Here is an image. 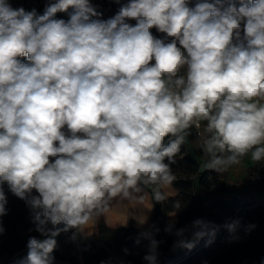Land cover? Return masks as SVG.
<instances>
[{
	"label": "clouds",
	"instance_id": "1",
	"mask_svg": "<svg viewBox=\"0 0 264 264\" xmlns=\"http://www.w3.org/2000/svg\"><path fill=\"white\" fill-rule=\"evenodd\" d=\"M111 2L101 19L93 0H46L42 14L0 0V218L6 184L39 233L14 264H55L56 237L87 238L114 206L144 217L136 243L157 264L149 213L177 192L172 165L193 130L205 170L264 164V0ZM176 215L164 229L174 249L221 227L176 228Z\"/></svg>",
	"mask_w": 264,
	"mask_h": 264
},
{
	"label": "trees",
	"instance_id": "2",
	"mask_svg": "<svg viewBox=\"0 0 264 264\" xmlns=\"http://www.w3.org/2000/svg\"><path fill=\"white\" fill-rule=\"evenodd\" d=\"M45 4L46 0H41L40 14ZM95 5L102 12L101 19L111 18L120 7L111 0H102ZM57 15L58 18L67 19L66 13ZM153 32L159 35L155 30ZM182 152L183 159L177 158V163L172 165L177 176L173 186L179 193L163 204H155L152 212V223L160 229L155 235V239L160 241L157 264H168L186 250L173 248L177 239L174 235L169 234L167 240L163 238L167 227L163 220L170 211L177 212L176 228L189 225L196 219L221 226L211 243H208L210 238L206 236L204 241L195 244L175 264H264V205L255 201L249 193L226 195L228 185L214 170L201 168L186 145ZM3 187L8 203L7 214L0 218L4 228L0 234V264H14L16 259L26 255L29 236L39 237V233L29 231L34 225L25 201L14 196L6 184ZM199 192H211L214 195L205 205ZM175 201L181 203V209L173 206ZM233 220H239L240 226L235 233H229L223 225ZM250 225L254 227L249 228ZM138 233L132 225L108 227L101 218L93 225V233L87 238L72 242L69 239L71 231L56 237L58 248L54 252L55 264H148L143 259L149 251L148 241L142 240L137 244ZM161 241H165L163 246Z\"/></svg>",
	"mask_w": 264,
	"mask_h": 264
},
{
	"label": "crops",
	"instance_id": "3",
	"mask_svg": "<svg viewBox=\"0 0 264 264\" xmlns=\"http://www.w3.org/2000/svg\"><path fill=\"white\" fill-rule=\"evenodd\" d=\"M100 2L96 4H100ZM195 138V130H193V137L189 138V142L186 144L188 152L199 162L200 167L204 168V164L206 163V159L204 158L203 154L195 149L192 144V140ZM262 165L260 164H254L250 158H245L243 162V167L241 168H231L227 172L218 174L219 178L223 181H225L228 185V191L225 193L226 195L232 194H240V193H249L251 195L252 192L256 190V188H253L254 186H250L252 184V181L250 179V175L248 174V169L251 167H254V169H258ZM248 186V187H246ZM173 188L177 191L176 193H173L171 197L176 196L179 193V190L173 186ZM200 197L203 199V202L205 205L208 204L209 200L214 195L213 193L209 192H199L198 193ZM152 203L149 200H145L142 206V211L147 212L152 208ZM126 208V207H125ZM124 207L121 206H114L110 212L107 214L106 218H103V223L111 228H117L120 227L119 225L125 224L128 222V225H132L137 231H141L140 228L137 227V223L133 219H143V216H136L134 211L131 212V214H127ZM152 212L149 213V223H152ZM176 211H170L165 214L164 217V224L167 226L169 223L170 215H173ZM176 219V225L178 222V215L175 217ZM90 235L93 233V225L90 226Z\"/></svg>",
	"mask_w": 264,
	"mask_h": 264
},
{
	"label": "rangeland",
	"instance_id": "4",
	"mask_svg": "<svg viewBox=\"0 0 264 264\" xmlns=\"http://www.w3.org/2000/svg\"><path fill=\"white\" fill-rule=\"evenodd\" d=\"M100 1H102V0H93V3L96 4ZM260 165H262V166L259 167L258 169H254V167H251L250 169H248V174L251 176L250 177L251 180H249V181H252V184L250 186H254L253 188H256V190L251 193V196L253 197V199L255 201L264 205V164H260ZM246 187H248V186H246ZM121 207H124V208L126 207L125 211L127 214H131V212L133 211V210H131L130 206H121ZM163 238L165 240H167V238H169V234L164 233ZM205 239H206V236L204 238L198 240L195 244L198 245V244H200V242L204 241ZM164 243H165V241H161L162 246ZM188 251H189V249L183 250L175 258H173L168 264H175L177 262V260L180 259Z\"/></svg>",
	"mask_w": 264,
	"mask_h": 264
},
{
	"label": "built area",
	"instance_id": "5",
	"mask_svg": "<svg viewBox=\"0 0 264 264\" xmlns=\"http://www.w3.org/2000/svg\"><path fill=\"white\" fill-rule=\"evenodd\" d=\"M14 8L23 7L26 10H31L35 8L38 13L41 8V0H10Z\"/></svg>",
	"mask_w": 264,
	"mask_h": 264
}]
</instances>
